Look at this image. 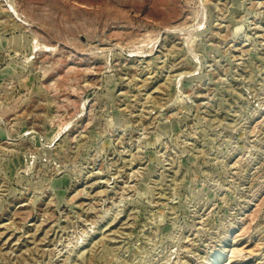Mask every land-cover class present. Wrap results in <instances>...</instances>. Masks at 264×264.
Wrapping results in <instances>:
<instances>
[{"label":"rangeland","instance_id":"374dc122","mask_svg":"<svg viewBox=\"0 0 264 264\" xmlns=\"http://www.w3.org/2000/svg\"><path fill=\"white\" fill-rule=\"evenodd\" d=\"M224 263L264 264V0H0V264Z\"/></svg>","mask_w":264,"mask_h":264},{"label":"bare ground","instance_id":"6f19581e","mask_svg":"<svg viewBox=\"0 0 264 264\" xmlns=\"http://www.w3.org/2000/svg\"><path fill=\"white\" fill-rule=\"evenodd\" d=\"M226 263H228V262H226ZM225 264V263H224Z\"/></svg>","mask_w":264,"mask_h":264}]
</instances>
